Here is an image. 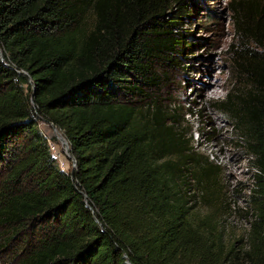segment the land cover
<instances>
[{"label":"trees","instance_id":"trees-1","mask_svg":"<svg viewBox=\"0 0 264 264\" xmlns=\"http://www.w3.org/2000/svg\"><path fill=\"white\" fill-rule=\"evenodd\" d=\"M190 1L0 0V264H264V0L230 2L244 80L214 101L254 169L245 240L228 245L217 165L160 91ZM190 180L209 214L192 211Z\"/></svg>","mask_w":264,"mask_h":264},{"label":"rangeland","instance_id":"rangeland-1","mask_svg":"<svg viewBox=\"0 0 264 264\" xmlns=\"http://www.w3.org/2000/svg\"><path fill=\"white\" fill-rule=\"evenodd\" d=\"M230 2L190 1L183 16L177 18L176 32L181 45L171 59L161 60L166 81L160 89L163 104L179 114L177 118L201 160L217 165L226 206L218 208L203 202L192 180L188 193L192 195V211L198 216L217 207L215 216L227 245L245 240L248 217L243 211L254 171L252 160L236 139L228 117L214 106V101L241 89L244 80L232 61L233 50L244 40L234 33ZM214 81L219 85H213ZM214 89L216 95L210 97ZM37 125L49 139L47 144L58 166L69 169L71 160L48 123L38 119Z\"/></svg>","mask_w":264,"mask_h":264},{"label":"water","instance_id":"water-1","mask_svg":"<svg viewBox=\"0 0 264 264\" xmlns=\"http://www.w3.org/2000/svg\"><path fill=\"white\" fill-rule=\"evenodd\" d=\"M40 120L44 121V119L40 118ZM48 125L50 126L51 130H52V133L54 132H58L60 134V136H56L55 137L60 141V143L64 146V151L66 153V155L70 158L71 160V167H70V171H69V174L70 176H72V173H73V170H74V167H75V161L73 159V157L70 155L69 153V147H68V144H67V141L66 139L62 136V134L60 133V131L56 128L55 125H53L51 122H48Z\"/></svg>","mask_w":264,"mask_h":264},{"label":"bare ground","instance_id":"bare-ground-1","mask_svg":"<svg viewBox=\"0 0 264 264\" xmlns=\"http://www.w3.org/2000/svg\"><path fill=\"white\" fill-rule=\"evenodd\" d=\"M213 85H219L218 84V82H216V81H214L213 82ZM216 95V89H214V90H212L211 92H210V97H213V96H215ZM54 135H56V136H60V134L58 133V132H54L53 133ZM64 147V146H63ZM65 152V151H64ZM224 158V157H223ZM224 162V161H223Z\"/></svg>","mask_w":264,"mask_h":264}]
</instances>
